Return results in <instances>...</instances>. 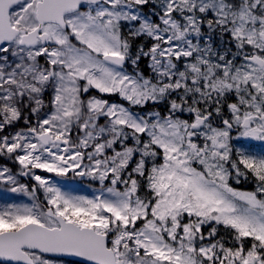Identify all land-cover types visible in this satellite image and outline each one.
<instances>
[{
	"label": "snow or ice",
	"instance_id": "snow-or-ice-1",
	"mask_svg": "<svg viewBox=\"0 0 264 264\" xmlns=\"http://www.w3.org/2000/svg\"><path fill=\"white\" fill-rule=\"evenodd\" d=\"M0 185V264H264V0H0Z\"/></svg>",
	"mask_w": 264,
	"mask_h": 264
},
{
	"label": "rangeland",
	"instance_id": "rangeland-1",
	"mask_svg": "<svg viewBox=\"0 0 264 264\" xmlns=\"http://www.w3.org/2000/svg\"><path fill=\"white\" fill-rule=\"evenodd\" d=\"M9 166H12L11 162H9ZM37 171L38 174L51 177L53 181L62 188L63 191L70 192L73 195L87 196L91 198L94 195L99 194L100 185L98 181H91L90 179L83 177H75L72 173H69L67 177H58L55 176V174L53 173H44V172H40L39 170ZM22 182L32 183L31 181L28 180V178H22ZM244 185L246 187H243V189H247V190L251 189V185L249 184H244ZM237 187H240V185ZM38 195L40 196L41 199H43L42 192L38 193ZM8 203L30 204L31 200L27 196L10 193L7 191V188H5L3 185H0V207Z\"/></svg>",
	"mask_w": 264,
	"mask_h": 264
},
{
	"label": "bare ground",
	"instance_id": "bare-ground-1",
	"mask_svg": "<svg viewBox=\"0 0 264 264\" xmlns=\"http://www.w3.org/2000/svg\"><path fill=\"white\" fill-rule=\"evenodd\" d=\"M90 182H91V181H90ZM90 182H89V183H90ZM86 183H87V182H86ZM91 185H93V184H91ZM94 185H95V184H94Z\"/></svg>",
	"mask_w": 264,
	"mask_h": 264
}]
</instances>
